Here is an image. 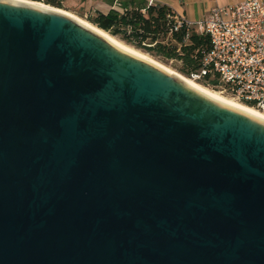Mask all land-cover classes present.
Listing matches in <instances>:
<instances>
[{
	"label": "water",
	"instance_id": "1",
	"mask_svg": "<svg viewBox=\"0 0 264 264\" xmlns=\"http://www.w3.org/2000/svg\"><path fill=\"white\" fill-rule=\"evenodd\" d=\"M0 264H264V117L0 0Z\"/></svg>",
	"mask_w": 264,
	"mask_h": 264
},
{
	"label": "built area",
	"instance_id": "2",
	"mask_svg": "<svg viewBox=\"0 0 264 264\" xmlns=\"http://www.w3.org/2000/svg\"><path fill=\"white\" fill-rule=\"evenodd\" d=\"M32 1L63 6L65 0ZM201 26L211 47L190 77L264 111V0L213 7Z\"/></svg>",
	"mask_w": 264,
	"mask_h": 264
},
{
	"label": "trees",
	"instance_id": "3",
	"mask_svg": "<svg viewBox=\"0 0 264 264\" xmlns=\"http://www.w3.org/2000/svg\"><path fill=\"white\" fill-rule=\"evenodd\" d=\"M120 6L121 11L94 9L92 14L85 15L97 27L137 49L178 61L179 70L189 78L201 67L203 57L211 47L208 33L188 27L186 20L168 5L128 0L120 1ZM247 105L253 106L252 103Z\"/></svg>",
	"mask_w": 264,
	"mask_h": 264
},
{
	"label": "crops",
	"instance_id": "4",
	"mask_svg": "<svg viewBox=\"0 0 264 264\" xmlns=\"http://www.w3.org/2000/svg\"><path fill=\"white\" fill-rule=\"evenodd\" d=\"M83 4H89L104 12L111 8L123 9L120 1L128 0H77ZM138 3H149L150 0H136ZM158 4L172 7L178 15L185 17L194 24L197 31L202 32L201 21L210 13V10L216 6H227L239 3L242 0H151ZM77 2V3H78Z\"/></svg>",
	"mask_w": 264,
	"mask_h": 264
},
{
	"label": "bare ground",
	"instance_id": "5",
	"mask_svg": "<svg viewBox=\"0 0 264 264\" xmlns=\"http://www.w3.org/2000/svg\"><path fill=\"white\" fill-rule=\"evenodd\" d=\"M18 1L27 2V3H29V4H38V5H41V6L51 7V8H54V9H57V10L63 11V12H65V13H67V14H69V15L75 17L76 19H78V20H80V21L86 23V24L89 25L90 27H93V28H95V29L100 30L101 32H103L104 34H106L108 37H110V38L113 39L114 41L120 43V44L123 45L124 47L130 49L131 51L136 52V53H138V54H140V55H142V56H144V57H146V58L152 60L153 62H155V63H157V64L163 66L164 68H166L167 70L171 71L172 73L174 72V73H176L177 75L183 77L184 79L193 82L195 85H197V86L201 87L202 89H204V90L210 92L211 94H213V95H215V96H218L219 98H222V99H224V100H226V101H229V102H231V103H234V104H236V105H238V106H240V107H243V108H245V109H248V110L254 112L255 114H257V115H259V116L264 117V111H263V110H261V109H259V108H257V107L249 106V105H247V104H245V103H243V102H241V101H239V100H237V99H235V98H230V97L224 95L222 92H219V91H216V90H214V89H211V88H209V87H207V86H205V85H203V84L197 82V81L194 80L193 78H189V77H187V76H185V75H183V74H181V73H179V72H177V71L171 69L170 67L166 66L165 64H163V63L159 62L158 60H156L155 58H153L152 56L146 54V53L143 52L142 50L137 49V48H135V47H133V46H131V45L126 44L125 42L121 41L120 39H118L117 37L113 36V35L110 34L109 32H107V31H105V30H103V29L97 27L95 24L91 23L90 21H88V20L82 18L81 16H79V15H77V14H74V13L68 11V10L63 9V8H59V7H56V6H53V5H48V4H45V3L36 2V1H32V0H18Z\"/></svg>",
	"mask_w": 264,
	"mask_h": 264
},
{
	"label": "rangeland",
	"instance_id": "6",
	"mask_svg": "<svg viewBox=\"0 0 264 264\" xmlns=\"http://www.w3.org/2000/svg\"><path fill=\"white\" fill-rule=\"evenodd\" d=\"M77 0H65L64 1V3H63V6L64 7H62L63 9L65 8V10H68V11H70V12H72V13H74V14H77V15H79V16H81L82 18H84V19H86V20H88L87 19V17H86V15H85V13H88V14H92L93 12H94V9H97V8H95L94 6H91V5H89V4H83V3H81V2H78ZM84 14V15H83ZM89 21V20H88ZM118 38V37H117ZM118 39H120V38H118ZM122 41V40H121ZM123 42H125V41H123ZM126 43V42H125ZM127 44V43H126ZM129 45V44H128ZM132 46V45H131ZM134 47V46H133ZM136 48V47H135ZM141 50V49H140ZM143 52H145L146 54H148V55H150V56H152L153 58H155L156 60H158L159 62H161V63H163V64H165L166 66H168V67H170L171 69H173V70H175V71H177V72H181L180 70H179V65H180V63L178 62V61H172V60H168V59H165V58H159V57H156V56H154V55H152V54H150V53H148V52H146V51H144V50H142ZM181 74H182V72H181ZM203 84V83H202ZM203 85H205V84H203ZM206 86V85H205ZM207 87H209V86H207ZM209 88H211V89H214V90H216V91H219L218 89H215V88H212V87H209ZM220 92V91H219ZM224 95H226V96H228V97H230V98H233L232 96H230L229 94H226V93H223ZM242 102V101H241ZM244 103V102H243Z\"/></svg>",
	"mask_w": 264,
	"mask_h": 264
}]
</instances>
